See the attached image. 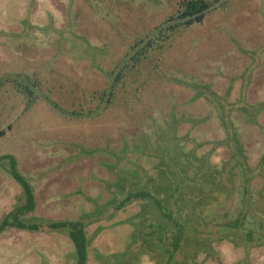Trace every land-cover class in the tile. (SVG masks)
Instances as JSON below:
<instances>
[{"label": "rangeland", "instance_id": "374dc122", "mask_svg": "<svg viewBox=\"0 0 264 264\" xmlns=\"http://www.w3.org/2000/svg\"><path fill=\"white\" fill-rule=\"evenodd\" d=\"M180 1L0 0V158L13 156L33 190L35 210L19 221L46 220L37 233H0V264H74L72 243L45 222L96 209L99 220L83 221L88 236L97 232L87 264H149L136 258L153 254L137 235L152 228L121 226L141 205H115L128 190L154 195L173 164L189 177L187 205L197 217L185 218L177 264H264V0H219L117 83L112 103L99 97L131 46ZM16 77L35 83L31 107L3 82ZM183 141L188 165L182 152L167 166ZM24 204L2 161L0 226ZM240 218L246 228L238 231Z\"/></svg>", "mask_w": 264, "mask_h": 264}, {"label": "trees", "instance_id": "16d2710c", "mask_svg": "<svg viewBox=\"0 0 264 264\" xmlns=\"http://www.w3.org/2000/svg\"><path fill=\"white\" fill-rule=\"evenodd\" d=\"M218 1L219 0L180 1L177 5L175 12L170 17H168L161 25L155 27L143 39H139L131 46L129 52L125 55V63L123 60L109 75L110 86L106 93L105 91H103L99 94L100 99L103 100V98L109 97L108 100H106V105L112 103V98L115 95V86L117 83L123 81V78H125L129 73L133 72L135 69H137V67L142 63V61L146 60L149 57L150 52L162 48L163 45L167 43L172 36L178 34L181 31L189 29L193 25L200 24L206 17V15L210 13V11L213 9L215 3H218ZM4 81L12 83V85L15 87L16 92L21 94L26 99L28 107H31V105L34 104L38 95L36 94L37 89L34 85L35 83H31L29 80L23 79V77L4 78L3 82ZM54 108L57 109V106H54ZM72 115L76 116L78 114L76 112H73ZM197 122L198 121H192L193 124H196ZM183 142L184 149H175V152L169 158H167V166L169 163L172 164L173 160L180 159L182 152L185 157L184 165L188 163L189 155L186 154H188V152L191 150H189L190 148L187 147V141ZM195 152L196 149L191 152L192 157ZM201 159L198 158L197 160L200 161ZM262 159L264 162V157ZM2 161L8 162L9 174L21 187L22 192L25 195V204L23 206H16L15 208H13L11 213H9V215H7L5 219L2 220V224L0 226V233L8 230L9 228L14 227L18 230H23L26 232L28 231L30 233L40 232L42 224L46 220L35 221V219L34 221H32V224H23L19 221V219L21 220L23 215L32 213L35 210L36 202L31 185L18 172L16 160L13 156H4L0 158V163ZM244 161L245 160H239L237 162L240 163L239 167L244 166ZM171 166V169L168 167L169 174L168 176H166V179L160 180L159 183L156 184L158 186H155L153 193L156 197L152 195L151 192L145 190L146 188L135 189L130 191L128 190L125 193L126 196L119 202V204L115 205V212L125 211L128 206L134 203L141 205L139 206V210L134 215V217L130 216L129 218L127 217L125 220H122L121 226H124L125 230L129 228L132 229L134 233H136L137 230L139 231L140 229L138 228L141 227L152 228V230L148 231L147 233L142 232L140 230V235L137 232V236L142 240V244L147 246L146 250L152 251L153 254L146 255L147 252H145L143 254H139L136 258L140 260V258L143 259L144 257H147L149 260V264L150 261L153 264H177L176 255L177 252L180 250L181 243L183 242L184 237L187 233V227H189L187 221L185 220L189 219L193 222H196L197 220L196 216H192V214L194 213V209L192 207L194 205H192L191 208L187 205L188 203L190 204L188 197H186V190L189 188V183H187L186 179H189V177L184 174H182V176L180 177L178 173H174V170H176V165L173 164ZM201 166L203 165L201 164ZM183 167L184 169L180 170L187 171L188 166ZM207 167L209 169L207 168L203 171L208 172L214 168L211 165H207ZM207 174L208 173L203 174L205 175L202 177L204 182L203 184L209 183L210 178L207 176ZM188 181L194 182V180ZM262 189H264L263 181ZM160 192L166 194L165 196H167V198L164 199L163 197L158 195V193ZM184 200H186V202H183ZM98 213L99 210L96 209V211L85 214L84 216H81L80 218L74 221L45 222L49 231L66 236L72 243L73 255L75 258L74 264H87L88 260L91 257V243L95 241L94 239L97 235V232L95 231L94 235L88 236L86 228L89 224L87 225L86 223H84V219L90 221L89 223H91L92 225L94 222L99 220ZM148 213H150V217L152 218V220H147L146 215ZM10 217L15 218L13 220V223L10 222ZM108 217L112 218L113 215H109ZM90 219H92V221ZM232 223V225L235 224L234 227L238 231H240L242 228L244 229V227L246 228L244 218L237 219ZM166 229L168 231H166ZM161 237L164 238L160 239L162 245L156 243L157 239L159 240V238ZM90 238L92 239V241L90 240ZM150 240L155 243L154 246L158 248L152 246L154 248L153 250L152 247H148ZM164 257L165 261H163ZM157 258L158 261H156ZM132 264H138V261L133 262Z\"/></svg>", "mask_w": 264, "mask_h": 264}]
</instances>
